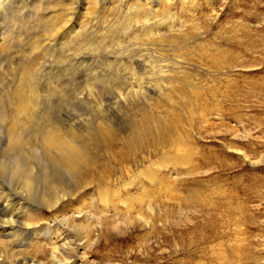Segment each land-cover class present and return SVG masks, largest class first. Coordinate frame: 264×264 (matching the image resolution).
<instances>
[{
  "label": "rangeland",
  "instance_id": "374dc122",
  "mask_svg": "<svg viewBox=\"0 0 264 264\" xmlns=\"http://www.w3.org/2000/svg\"><path fill=\"white\" fill-rule=\"evenodd\" d=\"M22 1L10 6L25 8L12 50L46 90L38 121L48 111L82 130L105 116L119 130L61 213L96 210L67 230L77 246L91 242L85 262L264 264V0H99L43 53L33 43L61 3L47 1L57 9L45 14ZM43 233L24 255L49 264ZM81 253L69 264H85Z\"/></svg>",
  "mask_w": 264,
  "mask_h": 264
},
{
  "label": "bare ground",
  "instance_id": "6f19581e",
  "mask_svg": "<svg viewBox=\"0 0 264 264\" xmlns=\"http://www.w3.org/2000/svg\"><path fill=\"white\" fill-rule=\"evenodd\" d=\"M47 1L50 0H37V2L34 0V9L42 10L45 14L57 9L56 4L54 7H48ZM59 2L63 13L44 19L45 29L38 37L40 39L33 43L36 47L40 46L37 48L39 49L37 53H43L46 45H48L47 49L51 48V45L59 41L58 39L63 38L62 35L72 32L65 27L69 24L72 29L82 21L83 16L87 17L91 14V8L103 9L100 8L102 3L99 0H59ZM139 2L137 0L135 3L139 4ZM154 2L155 0H151L148 4ZM15 3V0H0V21L4 20L0 22V26L4 27V31L0 30V264H40L29 255L28 257L24 255L26 248L31 246L32 240L39 231L41 233L45 231L49 235L47 237L51 254L49 264H69L73 262L78 250H82L81 263L92 264L85 262V250L91 247V242L83 241L81 247L77 246L75 242L79 240L78 237L71 235L67 230L71 228L75 231L81 228L80 223H75L78 219L75 214L80 217L85 216L88 220L95 209L89 206L87 210L86 208L83 210L78 205L70 209L69 214L64 213L65 216H62L65 210L63 206L71 205L79 195L76 194L77 190L83 185L82 189L90 177L92 179V170L96 164L97 152L100 150L97 145L105 147L110 140L119 135V130L104 120L105 116L104 118L96 116V121L92 125L83 124L85 128L82 130H78L74 123L60 126L57 121L50 120L51 113L49 112L48 116V111L43 115L45 118L38 121L37 112L40 114L42 111L38 109L40 104L42 105L41 98L45 97L46 90L42 88V83L38 87L33 85L34 78L20 68L22 57L19 58L18 51L12 50L15 39L12 36L13 29L25 9L17 6L14 10L10 6ZM103 4L106 5V2ZM119 5L121 6V3ZM31 43L28 42L27 46ZM25 65H22L24 69L27 67V64ZM15 67L19 68L20 72ZM47 92L54 94L56 90L52 88V91L47 90ZM60 93L63 95L62 98L68 97L64 90L60 89ZM60 93L54 95L59 97ZM143 93L139 88L133 96L137 98ZM74 97H78L75 91L70 98ZM127 100L128 96L119 95L115 104L122 102L125 104ZM100 102L99 99L94 100L92 105L102 106ZM75 104L70 103L68 106ZM88 184L90 183L86 185ZM79 204L82 205V202ZM45 213L53 216L52 221L44 219ZM41 235L44 239V233ZM47 238L45 236V240Z\"/></svg>",
  "mask_w": 264,
  "mask_h": 264
}]
</instances>
